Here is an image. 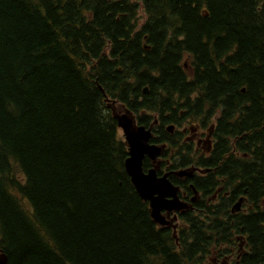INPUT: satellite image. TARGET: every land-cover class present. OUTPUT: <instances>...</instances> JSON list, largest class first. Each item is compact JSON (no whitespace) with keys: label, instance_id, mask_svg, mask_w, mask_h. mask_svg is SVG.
Masks as SVG:
<instances>
[{"label":"trees","instance_id":"obj_1","mask_svg":"<svg viewBox=\"0 0 264 264\" xmlns=\"http://www.w3.org/2000/svg\"><path fill=\"white\" fill-rule=\"evenodd\" d=\"M114 103L166 137L182 108L218 109L215 210L245 196L243 212L158 226ZM0 248L9 264H264V0H0Z\"/></svg>","mask_w":264,"mask_h":264},{"label":"flooded vegetation","instance_id":"obj_2","mask_svg":"<svg viewBox=\"0 0 264 264\" xmlns=\"http://www.w3.org/2000/svg\"><path fill=\"white\" fill-rule=\"evenodd\" d=\"M196 98H191L194 101ZM121 107V105H120ZM124 109V107H121ZM125 110V109H124ZM171 117L170 113H167ZM181 115V112L180 114ZM204 119H209L205 122ZM220 119L219 110L216 112H201L198 117L182 120L169 131L165 127L164 131L168 136L163 135V128L160 120H154L151 130L153 133L151 143L163 148V152L156 160L149 159L145 173L155 170L159 179L167 177L170 183L177 189L176 197H167L168 200L175 198L187 205L182 211H162V214L169 221L166 227L177 231L183 223L184 217L188 215H202L201 206L211 204L214 214L221 209L215 210L225 196L221 195V189L215 190V127ZM243 157H246L244 154ZM210 165L211 167H207ZM185 168V169H184ZM188 170L193 172L191 176H180V172ZM208 180H210L208 182ZM199 182L198 189L194 187V182ZM193 187L196 189L194 191ZM226 195V194H224ZM245 197V196H244ZM246 198V197H245ZM247 200V199H246ZM245 200V202H246ZM244 202V203H245ZM179 205V204H178ZM236 204H231L225 209L230 215ZM229 206V205H228ZM243 212V210H241ZM240 211V212H241ZM213 264H232L228 261H213Z\"/></svg>","mask_w":264,"mask_h":264},{"label":"water","instance_id":"obj_3","mask_svg":"<svg viewBox=\"0 0 264 264\" xmlns=\"http://www.w3.org/2000/svg\"><path fill=\"white\" fill-rule=\"evenodd\" d=\"M148 93L145 88L144 94ZM118 126L122 129L126 142L129 146V158L126 161V170L131 177L140 197L150 203L152 218L161 226L169 225V221L162 211H182L187 205L178 199L168 200L167 197H176L177 189L170 183L167 177L159 179L155 170L144 172V161L146 158L156 160L162 154L163 148L151 144L152 131L145 126H137L135 119L129 113L116 115ZM174 129L169 127V131ZM193 172L181 171L180 176H191ZM195 191V189H194ZM196 192V191H195ZM242 198L233 208V212H239L243 205ZM179 204V205H178ZM0 264H9V258L0 248Z\"/></svg>","mask_w":264,"mask_h":264},{"label":"bare ground","instance_id":"obj_4","mask_svg":"<svg viewBox=\"0 0 264 264\" xmlns=\"http://www.w3.org/2000/svg\"><path fill=\"white\" fill-rule=\"evenodd\" d=\"M149 48V47H148ZM145 88H147V87H145ZM148 89V93H149V88H147ZM145 90V89H144ZM147 93V94H148ZM185 100V99H184ZM184 100H182L181 101V105L178 107L179 109L181 108V107H183V105H184V103H185V101ZM173 106H176V104L175 105H173ZM186 108H187V106H186ZM182 108L181 110H180V112H181V115H176V117L173 119V120H175L174 122H172V123H170V125H174V124H176V123H179L180 121H182V120H185V119H192V118H196V117H198V114H195L196 112H195V109H194V107H192V106H190L189 108ZM217 214H225V209H221V210H219L218 212H216ZM228 219V218H227ZM226 219V220H227Z\"/></svg>","mask_w":264,"mask_h":264},{"label":"rangeland","instance_id":"obj_5","mask_svg":"<svg viewBox=\"0 0 264 264\" xmlns=\"http://www.w3.org/2000/svg\"><path fill=\"white\" fill-rule=\"evenodd\" d=\"M112 108H113L116 115L122 114V110H121V107L119 104H116L115 106L112 105Z\"/></svg>","mask_w":264,"mask_h":264}]
</instances>
